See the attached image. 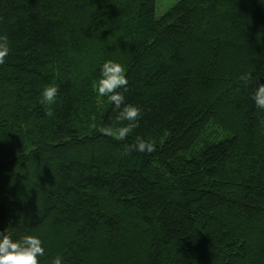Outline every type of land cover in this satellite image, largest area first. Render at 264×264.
<instances>
[{"label": "trees", "instance_id": "trees-1", "mask_svg": "<svg viewBox=\"0 0 264 264\" xmlns=\"http://www.w3.org/2000/svg\"><path fill=\"white\" fill-rule=\"evenodd\" d=\"M0 34V231L39 235L40 264H264L262 0L160 18L154 0H0ZM106 59L141 108L125 140L102 131L119 126L106 97L90 106ZM138 136L155 151H130Z\"/></svg>", "mask_w": 264, "mask_h": 264}, {"label": "clouds", "instance_id": "clouds-1", "mask_svg": "<svg viewBox=\"0 0 264 264\" xmlns=\"http://www.w3.org/2000/svg\"><path fill=\"white\" fill-rule=\"evenodd\" d=\"M264 2V0H262ZM11 51L10 43L6 35L0 34V65L5 63L6 57ZM99 76L93 84V91L96 93L98 104L104 103V98L112 105V111L116 113L115 120L119 126L115 128L102 129L117 140H125L137 127L142 117L139 105L126 102V97L119 89L127 90L129 80L126 75L125 66L118 60L106 59L98 68ZM243 79L251 80V74ZM255 89L251 93V99L256 108L264 109V83L257 82L252 85ZM59 87L56 83L50 82L40 90L39 103L44 109L47 117H54V105L58 102ZM127 123H124V122ZM154 140H146L137 137L136 143L130 147L141 153L155 151ZM45 256L44 241L39 235L25 232L22 236H15L8 229L0 231V264H40L41 258ZM51 264H66L63 255L55 256Z\"/></svg>", "mask_w": 264, "mask_h": 264}, {"label": "rangeland", "instance_id": "rangeland-1", "mask_svg": "<svg viewBox=\"0 0 264 264\" xmlns=\"http://www.w3.org/2000/svg\"><path fill=\"white\" fill-rule=\"evenodd\" d=\"M154 1L156 3V16L159 18L162 17L165 13H167L178 2V0H154ZM98 99L99 98H97V104H92L90 106H94L96 108L101 107L102 105L98 104ZM104 100H106V99H104ZM210 128L214 132V134L215 133L219 134L220 137L225 136V133L222 130H220L219 128H216L215 125H211ZM216 134L212 136V139L217 137Z\"/></svg>", "mask_w": 264, "mask_h": 264}]
</instances>
